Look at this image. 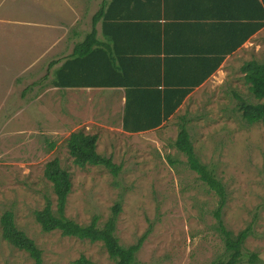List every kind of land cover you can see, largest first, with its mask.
Instances as JSON below:
<instances>
[{
	"label": "rangeland",
	"instance_id": "1",
	"mask_svg": "<svg viewBox=\"0 0 264 264\" xmlns=\"http://www.w3.org/2000/svg\"><path fill=\"white\" fill-rule=\"evenodd\" d=\"M90 1L0 0V264H34L29 253L3 237L1 217L7 211L42 249L43 264H115L102 242L45 232L35 218L48 198L56 210L44 173L55 157L73 183L66 216L86 224L97 215L103 225L120 203L116 234L124 245L147 235L138 253L143 264H211L225 257V234L215 213L220 196L176 146L185 122L196 154L226 191L224 226L233 234L251 228L239 264H264V122L249 123L236 108L234 90L258 101L241 66H234L221 87L217 82L204 95L185 99L163 128L126 133L114 123L117 112L104 111L98 102L105 93L50 84L62 61L49 64L70 53L73 29L89 30ZM74 12L75 17L83 12L78 25L70 20ZM258 44L241 63L264 61V46ZM79 129L99 135L98 151L119 166L117 174L74 163L67 139Z\"/></svg>",
	"mask_w": 264,
	"mask_h": 264
},
{
	"label": "trees",
	"instance_id": "2",
	"mask_svg": "<svg viewBox=\"0 0 264 264\" xmlns=\"http://www.w3.org/2000/svg\"><path fill=\"white\" fill-rule=\"evenodd\" d=\"M107 3L108 0H105L101 9L93 15L91 30L86 33L83 40L75 44L73 51L63 59L50 62L49 68H52L62 61L54 69L50 84L59 88L128 86L123 129L128 132H142L163 126L165 121H169L174 116L186 96L219 69L225 56L218 57L215 65L206 68L204 77L190 85L169 86L160 89L147 87L148 81H132L129 79V74L141 72L146 66L144 61L133 59L130 65L122 64L118 57H115L111 44L98 37L97 23L103 19V16H106L105 5ZM260 3L261 0H259ZM262 3V22L253 23L246 38H250L264 26V0ZM107 26L111 25L107 24ZM104 31H106L105 27ZM241 70L248 90L258 101L251 102L234 90L233 93L238 100L236 108L249 123L264 122V61L251 59L241 67ZM47 77L48 74L45 75V78ZM154 92L157 94L155 95ZM186 120L185 117L184 121ZM98 140L97 133H88L84 129L73 131L67 139V147L74 163L80 167L105 166L117 174L119 166L114 163L111 157L98 151ZM54 145L55 143H52L51 147ZM176 146L187 154L190 167L199 173L202 180L215 189L220 196V205L215 213L219 228L225 234L227 254L225 257L213 260L211 264H239L243 256L244 243L250 235L251 228L247 227L239 233L233 234L224 226L222 208L226 201V191L214 170L204 164L196 154L186 122L181 125ZM44 173L52 183L57 203L55 210L52 199L48 198L44 208L36 211L35 218L43 231L60 230L65 236H74L91 242H102L115 264H143L138 258V253L143 247L147 235L141 236L133 244L124 245L116 234L118 213L122 208L120 203L114 206L111 216L103 225L99 224L100 218L97 215H94L89 223H79L66 216L68 196L72 192L73 186L70 171L63 167L58 157H55L46 163ZM13 216L12 211H7L1 217L3 237L13 246L29 253L34 259V264H43L42 249L38 247L33 238L18 228ZM77 262L81 263L82 261Z\"/></svg>",
	"mask_w": 264,
	"mask_h": 264
},
{
	"label": "crops",
	"instance_id": "3",
	"mask_svg": "<svg viewBox=\"0 0 264 264\" xmlns=\"http://www.w3.org/2000/svg\"><path fill=\"white\" fill-rule=\"evenodd\" d=\"M104 3L105 0L90 1L91 9L94 10L89 15V30L92 28L93 15ZM262 6V0L260 4L259 0H108L105 5L106 16L97 23L98 37L111 44L115 57L122 64L127 66L132 64L133 59L143 60L146 66L139 73L131 72L129 79L148 81L149 88L190 85L201 80L206 68L215 65L218 57L225 56L219 69L196 86L186 96L187 99L199 96V93L204 95L205 90L215 89L217 82L221 87L234 66L242 67L249 61L241 63L243 54L251 46V49L256 50L259 49L258 43L264 46V26L246 38L253 23L262 22ZM69 7L75 6L70 4ZM83 12H79V17H75L77 12L71 15L73 25L80 23ZM86 33H78L77 29H73L69 39L70 53ZM127 87L96 86L81 89L87 92L97 89L105 93L98 102H102L104 111L117 112L114 123L126 133L142 134L163 128L168 121L163 126L142 132L123 129ZM101 116H97V119ZM108 127L113 128V125L109 124Z\"/></svg>",
	"mask_w": 264,
	"mask_h": 264
}]
</instances>
